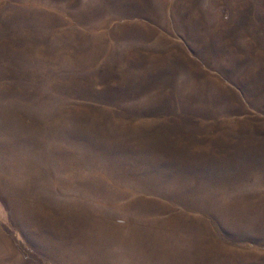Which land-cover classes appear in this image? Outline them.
I'll return each mask as SVG.
<instances>
[{
  "label": "rangeland",
  "instance_id": "1",
  "mask_svg": "<svg viewBox=\"0 0 264 264\" xmlns=\"http://www.w3.org/2000/svg\"><path fill=\"white\" fill-rule=\"evenodd\" d=\"M0 264H264V0H0Z\"/></svg>",
  "mask_w": 264,
  "mask_h": 264
}]
</instances>
